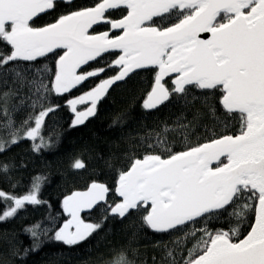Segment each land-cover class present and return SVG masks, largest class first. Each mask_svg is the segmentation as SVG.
<instances>
[{
    "label": "snow or ice",
    "instance_id": "1",
    "mask_svg": "<svg viewBox=\"0 0 264 264\" xmlns=\"http://www.w3.org/2000/svg\"><path fill=\"white\" fill-rule=\"evenodd\" d=\"M55 7L56 0H0V44L4 46L0 48V85L7 86L11 80L12 85H27L36 96L31 104L34 114L16 129L6 106L16 90L9 87L0 93L5 103L0 115L7 117L4 126L12 129L11 139L0 138V152L23 139L31 140L37 152L48 147L51 138L45 139L42 127L59 107H44L48 96L70 93L108 68H115L116 74L67 100L75 113L72 127L95 116L98 103L118 81L136 70L154 69L144 109H155L173 95L187 99L194 89L218 93L226 117L238 122L239 131L213 134L195 145L186 143L181 151H173L167 140L157 138L166 155L134 159L118 173L113 188L93 181L87 190L67 195L63 210L69 219L58 229L53 221V227L41 228L37 222L25 231L34 240L44 236L76 246L97 232L108 216L123 219L137 213L154 232L182 233L175 241L178 246L196 237L186 257L179 253L180 261L173 249L167 250L171 264H264V0H99L93 7L37 26L36 18ZM116 9L126 14L116 20L106 16ZM101 23L109 25V31L89 34ZM112 31L118 34L110 35ZM202 33L208 37L202 38ZM106 53L116 55L107 68L83 67ZM50 55L56 58L53 68L45 65L34 75L22 64ZM84 104L89 106L78 111L77 105ZM85 166L80 159L73 164L75 169ZM8 171V164L0 165V172ZM40 182V177L35 178L22 195L0 189L4 205L0 222L14 218L26 205L46 203L39 198ZM110 192L118 199L110 202ZM95 209L105 213L101 222H87L82 213L90 215ZM248 212H254L255 220L242 238L239 224L228 230L206 226L210 218L224 215L242 222ZM201 223L205 226L191 227ZM109 264L131 262L121 252Z\"/></svg>",
    "mask_w": 264,
    "mask_h": 264
},
{
    "label": "trees",
    "instance_id": "2",
    "mask_svg": "<svg viewBox=\"0 0 264 264\" xmlns=\"http://www.w3.org/2000/svg\"><path fill=\"white\" fill-rule=\"evenodd\" d=\"M99 0H57L53 10L36 18L37 26L55 22L60 16L72 11L93 7ZM126 12L123 9L106 13L111 19H120ZM109 31V25L95 26L91 34ZM115 31L110 35H117ZM4 46L0 44V48ZM115 53L104 54L98 61L83 66L87 70L105 67L114 61ZM55 57L38 58L37 62H22L34 75L37 68L47 65L52 69ZM43 74V73H42ZM115 68H108L98 77H91L78 88L63 95L51 94L44 107L59 105L45 118L42 134L48 147L39 152L33 150V142L23 139L0 152V165L8 164L7 173L0 172V189L6 193L26 194L35 178L40 177L39 198L46 202L40 205H26L14 218L0 222V264H109L117 254H126L131 264H171L167 250L173 249V256L181 260L179 253L186 257L187 249L195 243L196 237L187 239L183 246L175 241L182 233H157L142 223L141 215L133 213L123 219L108 216L101 228L85 242L67 246L61 242L40 236L34 240L25 229L40 222L41 228L58 229L69 219L63 210L64 198L74 191L86 190L93 181L105 183L109 188L115 186L118 173L127 170L132 161L147 154L166 155L157 145V138L165 139L173 151L184 150L187 144L203 143L212 135L236 134L238 122L226 117L219 103L218 93L205 94L194 89L187 99L173 95L168 101L155 109H144L143 102L153 86L156 71L142 69L132 73L124 81H118L98 103L96 115L89 117L84 124L72 127L75 113L67 100L80 96L96 87L103 79L114 76ZM43 75H50V72ZM166 77V81H170ZM170 86V85H169ZM9 87L16 95L7 100V108L13 121V128L19 129L33 113L32 100L36 99L32 90L25 85L19 87L0 85V93ZM195 97V98H193ZM0 100V108L4 107ZM15 107V110L14 109ZM85 107H80V110ZM40 109L37 108L38 113ZM215 110V115H213ZM223 122V123H221ZM7 117L0 115V138L11 139L12 129ZM227 124V128H225ZM34 126V125H29ZM165 129H168L165 132ZM187 137V142L185 141ZM38 142V141H37ZM80 159L85 168L75 169L74 162ZM111 200L118 197L110 192ZM4 207L0 204V209ZM104 212L96 209L83 217L87 222L99 223ZM254 212H248L242 222L234 216L224 215L210 218L206 226L210 230H228L239 224L241 238L254 223ZM201 223L191 227L200 228ZM191 227L188 229L191 231ZM52 233L49 232L48 236ZM199 233H197V237ZM37 247L33 250V245ZM25 249H28L25 254Z\"/></svg>",
    "mask_w": 264,
    "mask_h": 264
},
{
    "label": "water",
    "instance_id": "3",
    "mask_svg": "<svg viewBox=\"0 0 264 264\" xmlns=\"http://www.w3.org/2000/svg\"><path fill=\"white\" fill-rule=\"evenodd\" d=\"M56 1H57V0H56ZM67 1H68V0H67ZM109 11H111V10H109ZM43 14H44V13H43ZM41 15H42V14H41ZM95 26H97V25H94L93 28H94ZM93 28H92V29H93ZM92 29H89V34H91ZM201 37H202V38H207V37H208V34H203V33H202V34H201ZM106 54H107V53H106ZM136 71H138V70H136ZM86 190H87V189H86ZM83 191H85V190H83ZM95 210H96V209H95ZM95 210H93V211H95ZM93 211H92V212H93ZM92 212H91V213H92ZM86 214H88V213H82V216H84V215H86Z\"/></svg>",
    "mask_w": 264,
    "mask_h": 264
},
{
    "label": "rangeland",
    "instance_id": "4",
    "mask_svg": "<svg viewBox=\"0 0 264 264\" xmlns=\"http://www.w3.org/2000/svg\"><path fill=\"white\" fill-rule=\"evenodd\" d=\"M88 106H89L88 104L77 105V110H78V111L84 110V109H86ZM80 107H85V108H83V109L80 110Z\"/></svg>",
    "mask_w": 264,
    "mask_h": 264
}]
</instances>
